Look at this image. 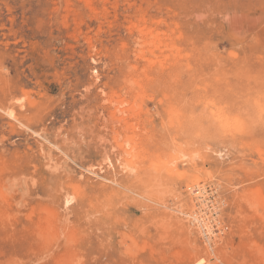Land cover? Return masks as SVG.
<instances>
[{
	"label": "rangeland",
	"instance_id": "obj_1",
	"mask_svg": "<svg viewBox=\"0 0 264 264\" xmlns=\"http://www.w3.org/2000/svg\"><path fill=\"white\" fill-rule=\"evenodd\" d=\"M263 162L264 0H0V264H264Z\"/></svg>",
	"mask_w": 264,
	"mask_h": 264
},
{
	"label": "bare ground",
	"instance_id": "obj_2",
	"mask_svg": "<svg viewBox=\"0 0 264 264\" xmlns=\"http://www.w3.org/2000/svg\"><path fill=\"white\" fill-rule=\"evenodd\" d=\"M146 18V17H145ZM145 18L142 16L141 17V20H145ZM147 20H145V22H146ZM145 31V32H144ZM140 32H142L141 34H142V36H143V38L144 39H146V41L148 40V39H150V38H152V39H150L151 41L149 42V43H146V41H145V43H146V45H144L145 46V49H142V51H141V55L142 56H145V54L147 55V53L149 52L150 53V55L152 56V58L154 57V58H156L155 56V51H159V52H163V51H165V50H169V51H171L172 53H178V47L175 45V43L173 44V43H171V41H173V39L171 40L170 38V42H169V40L167 39V41L165 40H163L162 39V37H160V39H159V36L160 35H157V36H154L153 35V33L154 32H152L151 30H150V28H145V30L143 29V31H140ZM140 34V35H141ZM155 34V33H154ZM163 35V34H162ZM141 37V36H140ZM169 37V36H168ZM143 38H141V39H143ZM167 38V37H166ZM140 40V39H139ZM153 40V41H152ZM144 41V40H143ZM141 43H142V41H141ZM144 43V44H145ZM141 45H143V43L141 44ZM144 46H143V48H144ZM153 46V48L151 49V51H149V48L150 47H152ZM175 54V55H176ZM132 82V81H131ZM146 83V82H145ZM133 88V87H132ZM141 90V89H140ZM140 95V94H139ZM138 97V96H137ZM121 98V97H120ZM142 99V98H141ZM121 100V99H120ZM124 102V101H123ZM177 112V111H176ZM173 115V114H172ZM117 117V116H116ZM171 117V116H170ZM172 119V118H171ZM233 126H235V125H233ZM239 129V128H238ZM242 131V130H241ZM254 162H256V161H254ZM262 163V162H261ZM264 163V162H263ZM261 174V173H260ZM203 177V176H202ZM194 180V179H193ZM202 180V179H201ZM197 182V181H196ZM264 183V182H263ZM228 184V183H227ZM264 193V192H263ZM111 195H113V194H111ZM253 196V195H252ZM115 198V197H114ZM108 199H109V197H108ZM253 199H254V201H255V204H257L258 205V207L260 208V209H262L263 210V212H264V197L262 196V192H261V190H259V192L257 191L256 192V194H255V196L253 197ZM254 201L252 202V203H254ZM251 203V202H250ZM105 208H107V207H105ZM262 210H259V211H262ZM255 212H257V210L255 211ZM260 213V212H259ZM254 214V213H253ZM261 214V213H260ZM255 215V214H254ZM254 215H253V217H254ZM252 217V218H253ZM261 217V216H260ZM262 217H263V215H262ZM255 219V218H254ZM247 229V228H246ZM262 230V229H261ZM247 231V230H246ZM261 245V244H260ZM258 247V246H257ZM261 247V246H260ZM252 248V247H251ZM264 249V248H263ZM263 255V254H262Z\"/></svg>",
	"mask_w": 264,
	"mask_h": 264
},
{
	"label": "snow or ice",
	"instance_id": "obj_3",
	"mask_svg": "<svg viewBox=\"0 0 264 264\" xmlns=\"http://www.w3.org/2000/svg\"><path fill=\"white\" fill-rule=\"evenodd\" d=\"M201 264H203V261H201Z\"/></svg>",
	"mask_w": 264,
	"mask_h": 264
}]
</instances>
